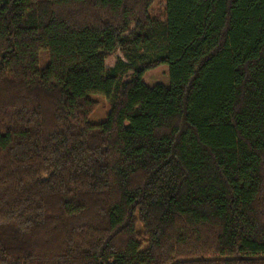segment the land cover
Here are the masks:
<instances>
[{"label":"trees","instance_id":"obj_1","mask_svg":"<svg viewBox=\"0 0 264 264\" xmlns=\"http://www.w3.org/2000/svg\"><path fill=\"white\" fill-rule=\"evenodd\" d=\"M153 2L0 0V264H264V0Z\"/></svg>","mask_w":264,"mask_h":264},{"label":"rangeland","instance_id":"obj_2","mask_svg":"<svg viewBox=\"0 0 264 264\" xmlns=\"http://www.w3.org/2000/svg\"><path fill=\"white\" fill-rule=\"evenodd\" d=\"M165 5L166 0H154L151 5L149 12L152 16L164 19L165 16ZM123 58L121 52H117L116 55L112 56L107 60L108 66H113L117 58ZM143 81L152 86L157 83L169 85V68L166 65L157 67L145 73ZM93 98L97 101V107L94 112L89 116V120L93 124H99L105 121L109 111L110 104L107 99L102 95H93Z\"/></svg>","mask_w":264,"mask_h":264}]
</instances>
